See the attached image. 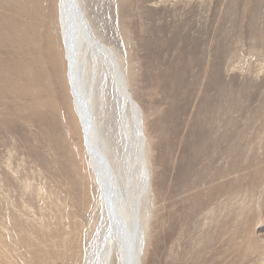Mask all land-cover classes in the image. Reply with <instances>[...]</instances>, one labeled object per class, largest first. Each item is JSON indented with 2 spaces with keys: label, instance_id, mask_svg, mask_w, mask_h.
<instances>
[{
  "label": "rangeland",
  "instance_id": "1",
  "mask_svg": "<svg viewBox=\"0 0 264 264\" xmlns=\"http://www.w3.org/2000/svg\"><path fill=\"white\" fill-rule=\"evenodd\" d=\"M59 1L0 0V264H94L110 229ZM80 1L144 113V264H264V0Z\"/></svg>",
  "mask_w": 264,
  "mask_h": 264
},
{
  "label": "bare ground",
  "instance_id": "2",
  "mask_svg": "<svg viewBox=\"0 0 264 264\" xmlns=\"http://www.w3.org/2000/svg\"><path fill=\"white\" fill-rule=\"evenodd\" d=\"M59 14L73 110L109 218L94 264H144L141 206L151 189L144 113L118 56L96 36L81 1L60 0ZM113 130L121 143L117 159L107 137Z\"/></svg>",
  "mask_w": 264,
  "mask_h": 264
}]
</instances>
